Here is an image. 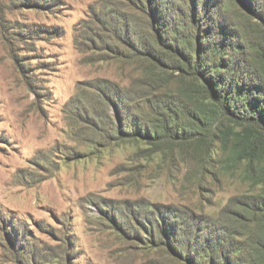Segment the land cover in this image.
Listing matches in <instances>:
<instances>
[{"label":"rangeland","instance_id":"rangeland-1","mask_svg":"<svg viewBox=\"0 0 264 264\" xmlns=\"http://www.w3.org/2000/svg\"><path fill=\"white\" fill-rule=\"evenodd\" d=\"M140 12L167 39L197 21L201 43L254 78L264 0H0V264H194L228 235L255 237L240 176L181 158L165 131L126 136L179 88L152 80L153 64L178 62L145 40Z\"/></svg>","mask_w":264,"mask_h":264},{"label":"trees","instance_id":"trees-1","mask_svg":"<svg viewBox=\"0 0 264 264\" xmlns=\"http://www.w3.org/2000/svg\"><path fill=\"white\" fill-rule=\"evenodd\" d=\"M140 14L137 18L145 31L149 29L145 40L157 46H168V54L173 52L178 62L177 74L174 71L169 74L171 69L159 61L153 64L152 80L158 84L175 77L179 88L165 92L162 112L158 109L150 111L147 119L151 128L147 126L144 130L137 126L136 133L128 129L125 134L139 143L149 142V139L157 141L158 130L165 131L168 137L180 142L181 158L183 154L192 155L201 169L210 168L219 174L240 176L248 187L238 201L244 213L240 215V222L251 228L250 234L255 237L239 245L228 235V247L220 245L217 250H212L209 246L205 255L193 262L264 264V47H257V54L251 61L253 67L247 70L254 78L247 80L245 76L232 72L228 63L218 60L220 51L212 44L201 43L206 36L197 21L183 23L182 29L189 30L188 33L170 35L181 47L178 46L175 54L168 45L172 37L164 38V33L157 26L159 19L156 21L154 17L149 19ZM260 22V29L264 32V15ZM138 26L130 27L131 31L140 30L142 25ZM140 39H133V50L138 48L136 42ZM129 110L135 115L132 107H128L127 112ZM119 112V120L123 121ZM207 242L210 244L209 239ZM250 245L253 251L248 250ZM208 250L215 251L217 256L209 255Z\"/></svg>","mask_w":264,"mask_h":264}]
</instances>
